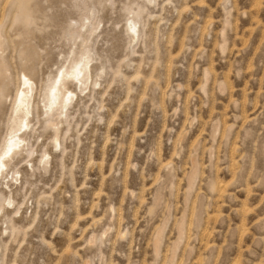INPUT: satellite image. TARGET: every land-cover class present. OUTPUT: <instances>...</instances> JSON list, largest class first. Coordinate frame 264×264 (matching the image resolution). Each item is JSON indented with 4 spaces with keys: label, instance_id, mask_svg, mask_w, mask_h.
<instances>
[{
    "label": "rangeland",
    "instance_id": "1",
    "mask_svg": "<svg viewBox=\"0 0 264 264\" xmlns=\"http://www.w3.org/2000/svg\"><path fill=\"white\" fill-rule=\"evenodd\" d=\"M257 1L0 0V152L34 84L0 177V264H264ZM83 61L86 85L46 113Z\"/></svg>",
    "mask_w": 264,
    "mask_h": 264
},
{
    "label": "bare ground",
    "instance_id": "2",
    "mask_svg": "<svg viewBox=\"0 0 264 264\" xmlns=\"http://www.w3.org/2000/svg\"><path fill=\"white\" fill-rule=\"evenodd\" d=\"M256 1L257 0H255V3H256ZM256 5H258V4H256ZM256 5H254V6H256ZM257 13H258L257 15L262 16V15H264V10L258 11ZM132 29H133V31H135V26H133ZM221 47H222V45H221ZM225 47L226 46H224V48ZM89 71L91 73V69H89V61H83L82 63H78L70 71H64V72L61 71L60 77L57 76L55 78L52 86L48 89V92L46 94V97H45V99H46L45 109L47 110L46 113H49V115H50V113L62 115L64 113V111L67 109V103L72 101V97L74 95L73 94L74 92L70 91L67 88L68 80L77 81L81 86H85L88 79H89ZM21 82H23L24 88L22 90L18 91V94L16 96L15 105H14V118L12 120V126L10 128V133H9L8 139L5 141V145L3 146V149L0 152V177L4 176V173L8 171V166L19 155L20 152L24 151L25 146H26L27 140H26L25 134H26V131L29 129L30 116L32 115L33 108H34V101H33V85L34 84L32 83L31 79L28 78L26 75H22ZM23 129H25L26 131L22 132ZM231 130H232V126L226 130V133L230 134ZM216 131H218V130H216ZM215 134H216V132H215ZM55 143L56 144L58 143L57 135L55 137ZM194 165H195V163H194ZM191 173H192V171H191ZM194 175H196V174H193V176ZM189 177H190L189 178L190 181L188 183L189 185L187 186L188 187L187 192L189 191V194H190V192L193 191L192 188H194V186H195L194 185L195 180L193 177L191 178L190 174H189ZM219 184H221V182ZM212 187H213L212 189H214V190L215 189L217 190L220 188L218 191H220V192L223 191L221 189L223 186H221V185L212 186ZM179 231H180V229H179ZM179 233H181V232H179ZM183 233H184V231H183ZM179 240H181V239H179ZM179 244H181V243H179ZM179 244L177 243L176 245L178 246ZM154 250H156V249H154ZM157 250H158V248H157ZM156 251H155V254H156ZM173 255H175V254H173ZM171 263L173 264V261Z\"/></svg>",
    "mask_w": 264,
    "mask_h": 264
}]
</instances>
